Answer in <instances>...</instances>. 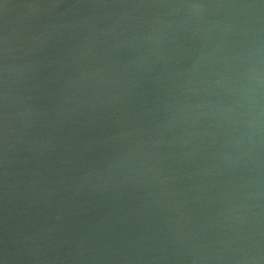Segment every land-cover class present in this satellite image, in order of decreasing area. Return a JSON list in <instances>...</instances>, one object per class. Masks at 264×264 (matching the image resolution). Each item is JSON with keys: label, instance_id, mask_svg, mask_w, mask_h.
Returning a JSON list of instances; mask_svg holds the SVG:
<instances>
[{"label": "water", "instance_id": "1", "mask_svg": "<svg viewBox=\"0 0 264 264\" xmlns=\"http://www.w3.org/2000/svg\"><path fill=\"white\" fill-rule=\"evenodd\" d=\"M0 264H264V0H0Z\"/></svg>", "mask_w": 264, "mask_h": 264}]
</instances>
